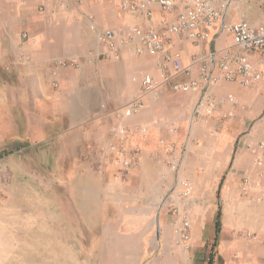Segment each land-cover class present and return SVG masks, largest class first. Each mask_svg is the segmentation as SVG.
<instances>
[{
    "label": "crops",
    "instance_id": "0c3cea01",
    "mask_svg": "<svg viewBox=\"0 0 264 264\" xmlns=\"http://www.w3.org/2000/svg\"><path fill=\"white\" fill-rule=\"evenodd\" d=\"M154 9L161 19L157 4ZM143 21L115 0H0V154L36 151L39 170L46 176L55 171L54 181L62 162L75 170L74 178L85 176L86 202L102 196L106 211L118 212L133 226L117 246L119 264H264V204L255 202L262 191L255 182L264 188V151L254 155L249 149L264 143V51L248 53L263 79L248 88L211 87V95L226 102L208 124L195 126L196 104L207 87L175 93L171 83L198 78L196 54L232 50V35L214 29L210 42L200 45L181 35L158 57L127 50L119 60L88 57L91 51H108L97 43L91 22L125 32ZM239 21L264 25V0L231 6L219 26ZM175 53L182 56L180 73L168 67L172 80L145 94V76L160 80L159 61ZM76 58L80 68L55 65ZM230 95L237 106L227 101ZM134 99L143 100L145 109L125 125L129 147L139 148L141 155L122 182L115 178L114 156H103L101 149L112 141L115 111ZM230 113L234 116L224 117ZM161 140L175 143L176 155L182 156L183 178L192 184L189 197L173 194L179 173L166 164ZM258 159L262 166L255 164ZM176 207L192 225L189 251L175 245ZM248 233L257 240L240 237Z\"/></svg>",
    "mask_w": 264,
    "mask_h": 264
},
{
    "label": "built area",
    "instance_id": "2783aa9c",
    "mask_svg": "<svg viewBox=\"0 0 264 264\" xmlns=\"http://www.w3.org/2000/svg\"><path fill=\"white\" fill-rule=\"evenodd\" d=\"M81 1V0H77ZM120 8L129 14H136L143 17V22L125 32H115L109 29H101L93 22L90 29L96 33L97 43L107 48V53L90 52L89 56L100 57L106 55L115 60L121 59L124 51H131L137 55L147 54L151 57L160 56L167 47L171 46L176 37L185 36L196 45L209 43L211 32L217 29L218 32H226L232 35V50L207 49L196 54L195 62L200 67L199 76L188 81H173L171 89L175 93L199 92L207 87L203 96L196 104L193 117L195 126L209 123V118L218 112L224 99L214 98L210 93V88L224 83H237L242 88L260 82L263 79L261 71L251 62L248 53L250 51H264V25L253 27L247 21H239L233 24L223 23L229 8L233 5H240L248 0H115ZM163 12L164 16L157 20L155 15V5ZM219 26V27H218ZM28 34H23V39H27ZM138 42V44H137ZM30 58H27L29 60ZM182 56L175 53L173 56L159 61L162 73L160 80L151 76H145L141 87L145 94L154 92L161 85L172 80L166 72L172 66L175 72L181 71ZM158 63V64H159ZM56 66L63 68H80V60L57 61ZM137 79H134L136 81ZM228 102L237 106V100L228 96ZM145 109V104L141 99H134L126 104L123 109L115 111L117 123L110 130L111 143L102 148L103 156L113 155L118 166V173L115 178L126 182L128 173L133 170L136 161L141 155V150L137 147L131 149L130 134L125 121L140 115ZM234 113H230L225 118H231ZM173 133L176 128H172ZM140 133L146 136V130L141 129ZM159 146L165 155L166 164L173 171H178L179 177L174 186V195L177 198L189 197L192 194V184L184 179L182 175V156L176 155L177 148L175 143L161 140ZM251 152L256 155L259 150L264 151V143L256 147L249 146ZM178 158V161H177ZM256 165L262 166L261 160H256ZM99 174L104 173L103 168L97 170ZM264 174H261L263 177ZM250 179H244L242 186L243 193H247ZM255 187L262 191L255 199L258 204H264V188L261 181L255 182ZM177 220L173 223L175 231V245L184 251L190 248V220L182 215L179 207L174 208ZM246 239L256 241L257 236L251 233L240 235ZM236 257V256H235Z\"/></svg>",
    "mask_w": 264,
    "mask_h": 264
},
{
    "label": "rangeland",
    "instance_id": "374dc122",
    "mask_svg": "<svg viewBox=\"0 0 264 264\" xmlns=\"http://www.w3.org/2000/svg\"><path fill=\"white\" fill-rule=\"evenodd\" d=\"M26 152L0 154V264L123 261L116 249L133 226L106 211L102 196L86 202V177L74 178L65 162L54 181L55 171L39 170L37 152Z\"/></svg>",
    "mask_w": 264,
    "mask_h": 264
},
{
    "label": "trees",
    "instance_id": "16d2710c",
    "mask_svg": "<svg viewBox=\"0 0 264 264\" xmlns=\"http://www.w3.org/2000/svg\"><path fill=\"white\" fill-rule=\"evenodd\" d=\"M219 230H220V222H219V219H218V222H217V234L219 233ZM216 237H218V235H216ZM215 239L217 240V238H215Z\"/></svg>",
    "mask_w": 264,
    "mask_h": 264
}]
</instances>
